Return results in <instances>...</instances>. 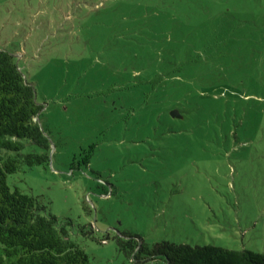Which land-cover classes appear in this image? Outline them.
Returning a JSON list of instances; mask_svg holds the SVG:
<instances>
[{"label": "rangeland", "instance_id": "1", "mask_svg": "<svg viewBox=\"0 0 264 264\" xmlns=\"http://www.w3.org/2000/svg\"><path fill=\"white\" fill-rule=\"evenodd\" d=\"M0 49L51 145L8 184L92 264H158L124 233L264 253V0H0Z\"/></svg>", "mask_w": 264, "mask_h": 264}, {"label": "trees", "instance_id": "2", "mask_svg": "<svg viewBox=\"0 0 264 264\" xmlns=\"http://www.w3.org/2000/svg\"><path fill=\"white\" fill-rule=\"evenodd\" d=\"M259 88L264 90V85ZM251 96L246 94L244 100L256 101ZM42 109L15 56L0 49V264H92L86 250L71 238L70 219L62 221L40 197L8 184V175L23 166L46 165L50 160V141L40 124ZM171 116L184 118L178 107ZM28 145L42 152H25ZM123 235L128 240L118 237V244L137 263L151 259L158 264H264L263 252L171 241L149 246L140 243L137 235Z\"/></svg>", "mask_w": 264, "mask_h": 264}, {"label": "water", "instance_id": "3", "mask_svg": "<svg viewBox=\"0 0 264 264\" xmlns=\"http://www.w3.org/2000/svg\"><path fill=\"white\" fill-rule=\"evenodd\" d=\"M173 115H174V116H177V113L173 112Z\"/></svg>", "mask_w": 264, "mask_h": 264}]
</instances>
